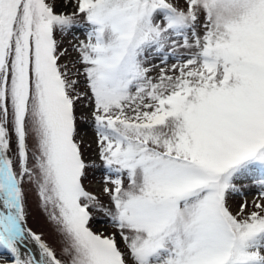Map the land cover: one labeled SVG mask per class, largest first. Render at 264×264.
I'll return each mask as SVG.
<instances>
[{"label": "snow or ice", "instance_id": "obj_1", "mask_svg": "<svg viewBox=\"0 0 264 264\" xmlns=\"http://www.w3.org/2000/svg\"><path fill=\"white\" fill-rule=\"evenodd\" d=\"M0 264H264V0H0Z\"/></svg>", "mask_w": 264, "mask_h": 264}, {"label": "rangeland", "instance_id": "obj_2", "mask_svg": "<svg viewBox=\"0 0 264 264\" xmlns=\"http://www.w3.org/2000/svg\"><path fill=\"white\" fill-rule=\"evenodd\" d=\"M158 63V61H156ZM240 198L234 199V206L238 204ZM28 226L34 231L42 232L44 238L52 244H56L58 236L54 231L53 225L48 221L46 213L38 206V199L35 194H32L29 198V216H28ZM104 221L101 219L96 222L95 227L103 230Z\"/></svg>", "mask_w": 264, "mask_h": 264}]
</instances>
